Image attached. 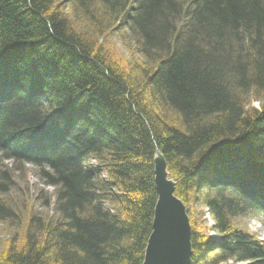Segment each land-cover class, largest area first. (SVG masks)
Wrapping results in <instances>:
<instances>
[{
    "label": "trees",
    "instance_id": "obj_1",
    "mask_svg": "<svg viewBox=\"0 0 264 264\" xmlns=\"http://www.w3.org/2000/svg\"><path fill=\"white\" fill-rule=\"evenodd\" d=\"M66 2L0 0V160L36 166L54 212H30L0 264H142L154 148L220 238L191 229L190 264H264V241L231 223L264 217V104L245 107L264 96V0ZM114 25L141 61H114ZM10 182L0 170L1 193Z\"/></svg>",
    "mask_w": 264,
    "mask_h": 264
},
{
    "label": "rangeland",
    "instance_id": "obj_2",
    "mask_svg": "<svg viewBox=\"0 0 264 264\" xmlns=\"http://www.w3.org/2000/svg\"><path fill=\"white\" fill-rule=\"evenodd\" d=\"M68 9L67 0H55ZM67 4V5H66ZM66 5V6H65ZM67 11V10H66ZM69 13V12H68ZM73 26L78 27L79 21L76 17L68 14ZM124 31L120 25H114L109 35H107L106 45L110 54L114 57V61L121 60L129 63L134 58L142 60L141 56L136 57L130 55L125 49L119 34ZM109 32V31H108ZM122 34V33H121ZM128 39V37H126ZM101 42L105 38L99 39ZM129 40V39H128ZM133 47V46H132ZM127 66V64H126ZM246 104V109H259L264 104V96L260 95L258 98H251ZM92 165H96L94 160H91ZM0 170L7 171V175L11 179L10 185L6 192H0V201L8 205L12 209L14 216L0 222V254L6 250L9 239L17 234L18 239L22 238L23 227L27 224L31 214L41 216V218H52L53 205L50 196H52V188L44 183V180L39 175V170L36 166L29 164V162H22L10 158L0 160ZM52 198V197H51ZM46 199L50 202L45 205ZM188 215L190 229H194L199 234H206L207 239L220 240L219 235L212 231L210 226L213 224V219L205 205L194 204L191 202L185 206ZM191 223L194 227H191ZM232 225L241 232L255 235L259 239L264 240V218L255 213H248L246 215L232 218ZM244 262H237L234 259L222 262L221 264H243Z\"/></svg>",
    "mask_w": 264,
    "mask_h": 264
},
{
    "label": "water",
    "instance_id": "obj_3",
    "mask_svg": "<svg viewBox=\"0 0 264 264\" xmlns=\"http://www.w3.org/2000/svg\"><path fill=\"white\" fill-rule=\"evenodd\" d=\"M158 154L154 167L159 162L162 178L154 179L157 200L142 264H190L191 229L186 208L174 194L175 183L168 176L163 155Z\"/></svg>",
    "mask_w": 264,
    "mask_h": 264
},
{
    "label": "bare ground",
    "instance_id": "obj_4",
    "mask_svg": "<svg viewBox=\"0 0 264 264\" xmlns=\"http://www.w3.org/2000/svg\"><path fill=\"white\" fill-rule=\"evenodd\" d=\"M39 134H42V132L40 131L39 132ZM41 137V136H40ZM43 139V138H42ZM34 145L36 146V147H38V146H41V147H46V151L44 150L43 152H44V156L46 155V154H49V153H52V151H54V148L52 149L51 147H50V145H48V143H42V142H39V141H36L35 143H34ZM51 151V152H50ZM33 153V152H32ZM154 158H153V163H154V159L157 161L158 160V158H159V154L158 153H160V151L157 149V148H154ZM50 155V154H49ZM42 158H43V156H42ZM161 168H160V164H159V162H156V165H155V167H153V173H154V176H153V180L154 179H156V182H158L159 180H161V178H162V171L160 170ZM154 184H155V182H154ZM157 200V199H156ZM156 203V202H155ZM155 206V205H154ZM229 260H231V259H229ZM228 261V260H227Z\"/></svg>",
    "mask_w": 264,
    "mask_h": 264
}]
</instances>
